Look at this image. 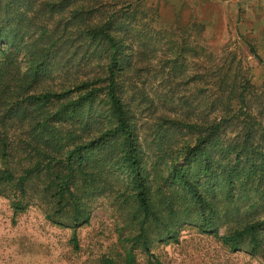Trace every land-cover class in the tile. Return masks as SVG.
I'll list each match as a JSON object with an SVG mask.
<instances>
[{"label":"trees","instance_id":"obj_1","mask_svg":"<svg viewBox=\"0 0 264 264\" xmlns=\"http://www.w3.org/2000/svg\"><path fill=\"white\" fill-rule=\"evenodd\" d=\"M48 6L46 0H0V195L9 199L15 212L28 201H43L50 216L66 218L75 228L89 221L95 193L107 190L121 219L117 240L121 252L116 255L121 264H136L135 248L147 253L148 264H161L149 249L156 242H176L185 227L215 237L231 251L244 247L257 254L264 246V220L242 219L238 209L225 208L222 218H238L237 222L222 235L217 222L219 195L223 202H233L235 179L243 176L251 185L253 179L262 178L264 167L254 171L251 164L239 169L251 158V154L244 158V151L263 155L253 148L261 124L247 125L251 119L247 114L241 133L245 142L234 149L222 143V131L214 125L205 128L158 118L150 133L154 157L152 172L147 173L148 158L131 124V104L122 95L130 48L111 30L116 19L131 13L109 16L95 25L82 6L55 21L51 10L39 11ZM77 25L83 26L78 38L72 35ZM81 36L85 49L72 45ZM247 45L260 62L252 44ZM79 53L96 55L104 62L101 78L77 80L72 57L78 54V58ZM225 81L221 75L220 93L213 103L222 104L223 114L230 115V120L222 118L228 124L245 113L233 107L242 96L239 90L232 92L238 84L233 82L229 88ZM185 131L198 138L195 146L184 149L181 164L180 152H174L176 138ZM223 147L227 156L234 153L230 165L212 162V154L207 153L212 148L223 152ZM164 169L166 176H162ZM263 199L264 189L259 197ZM71 241L76 248V233ZM115 261L105 257L102 262Z\"/></svg>","mask_w":264,"mask_h":264},{"label":"rangeland","instance_id":"obj_2","mask_svg":"<svg viewBox=\"0 0 264 264\" xmlns=\"http://www.w3.org/2000/svg\"><path fill=\"white\" fill-rule=\"evenodd\" d=\"M46 2L49 6L39 11L51 10L53 21L67 17L80 6L92 15L89 22L95 25L109 16L131 13L132 16L116 19L111 30L125 39L130 48L125 72V78L130 81L125 80L122 95L123 100L131 104V124L148 158L145 160L147 173L152 172L150 164L154 157L150 133L158 118L161 122L171 119L198 123L205 128L214 125L213 129L222 131V143L240 149L245 142L241 135L245 128L242 121L250 114L247 125L248 122L255 126L261 124L253 148L262 150L264 155V0ZM34 10H38L37 6ZM82 27L77 25L72 30L73 37H77ZM245 42L252 44L260 62ZM72 45L84 48V36ZM77 56L72 57L76 62L73 71L77 80L103 76L101 66L104 62L98 56L85 57L82 53ZM97 64L101 65L97 67ZM221 75L226 77L229 88L233 82L238 84L232 92L239 90L242 96L239 105L233 107L245 113L228 124L222 118L228 116L230 120V115L223 114L222 104L213 103L215 95L220 93ZM200 134L204 136L205 130ZM197 138L195 133L186 131L176 138L178 145L174 153L180 152L181 164L184 149L195 146ZM207 153L212 154V162L226 165L234 162V153L227 156L225 148L223 152L212 148ZM247 154H251V158L240 164L239 169H247L251 164L254 171L264 167L263 155L250 151L242 153L244 158ZM163 171L162 176H166L167 171ZM242 178L233 181V202H223L219 195V235L238 220L223 219L225 208L238 209L242 219L264 220V199L259 200L264 189V172L262 178L253 179L251 185ZM222 185L219 184V191ZM117 189V185L112 188L113 191ZM48 216L50 211L43 201H28L23 209L15 212L9 199L0 195V264H103L105 257L121 264L116 257L121 252L117 243L121 219L116 213L114 198L107 190L92 197L89 221L80 227L73 228L66 218ZM74 233L76 248L71 241ZM259 248L255 255L244 247L231 251L215 237L185 227L179 231L176 242H156L149 252L161 264H264V246ZM134 253L136 264H148L149 256L143 249L135 248Z\"/></svg>","mask_w":264,"mask_h":264}]
</instances>
